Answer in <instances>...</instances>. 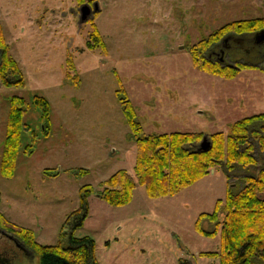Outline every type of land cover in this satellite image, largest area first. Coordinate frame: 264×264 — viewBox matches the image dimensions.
Here are the masks:
<instances>
[{"label": "rangeland", "instance_id": "1", "mask_svg": "<svg viewBox=\"0 0 264 264\" xmlns=\"http://www.w3.org/2000/svg\"><path fill=\"white\" fill-rule=\"evenodd\" d=\"M95 2L99 10L81 22V6ZM256 17H264V0H0L3 34L25 76V85L0 80V163L11 99L27 101L23 149L12 175L0 170V211L33 229L39 243L54 245L63 229L71 231L66 220L81 205V187L91 185L88 216L73 233L94 239L98 264H220L219 256L201 253L220 249L221 232L203 235L196 222L246 172L227 173L216 164L178 193L150 197L135 176L136 136L125 102L140 135L203 132L210 140L228 134L237 120L264 113L258 31L225 33L197 53L199 63L203 57L238 68L233 77L201 69L192 54L225 24ZM92 19L106 49L87 45ZM35 95L49 101L48 122ZM255 154L264 152L256 147ZM119 169L136 187L129 203L114 206L101 191ZM200 223L208 231L215 226L207 218ZM4 244L24 255L15 264H40L14 239L1 236Z\"/></svg>", "mask_w": 264, "mask_h": 264}, {"label": "trees", "instance_id": "2", "mask_svg": "<svg viewBox=\"0 0 264 264\" xmlns=\"http://www.w3.org/2000/svg\"><path fill=\"white\" fill-rule=\"evenodd\" d=\"M90 21L88 47L100 46L106 49V43L95 20ZM261 29H264V17L227 23L215 31L212 41L209 38L201 41L196 47L197 51L192 50L193 60L207 72L233 77L238 68L212 62L203 57L199 63L197 53L206 50L225 33H254ZM238 65L244 67L243 64ZM0 80L6 85H25L24 73L10 52L1 22ZM26 103L22 96L15 95L11 99L0 163L1 172L7 176L13 174L18 154L23 149L22 135L26 128L23 117ZM33 103L42 111L43 122H48V99L43 95H35ZM127 103L125 102L126 113L137 145L134 172L138 183L145 186L150 197L174 195L204 177L216 164L225 166L227 173L236 170L246 172L239 178L240 184H229L226 197L217 201L213 212H203L199 215L196 228L200 233L214 236L218 231L221 232L220 249L204 251L201 254L207 257L219 256L220 264H264V155L255 154L256 147L260 153L264 152V113L237 120L228 134L216 132L208 135L212 146L204 151L199 150V142L205 134L203 132L175 131L140 135L141 127L135 120L134 109ZM28 147L24 150L29 151ZM227 176L230 178V174ZM135 187V178L127 170L119 169L103 182L101 197L111 205L122 206L132 200ZM92 191L91 185L81 187V205L70 213L66 220V223L71 225V231L63 229L57 244L39 243L33 229L10 221L1 211L0 227L13 235L32 255H39L40 264H98L94 255V239L90 236L76 237L73 233L74 229L84 224L88 216V196ZM204 218L214 223L213 230L203 229L200 222Z\"/></svg>", "mask_w": 264, "mask_h": 264}, {"label": "flooded vegetation", "instance_id": "3", "mask_svg": "<svg viewBox=\"0 0 264 264\" xmlns=\"http://www.w3.org/2000/svg\"><path fill=\"white\" fill-rule=\"evenodd\" d=\"M213 50H211L212 53ZM222 58V57H221ZM8 232L0 227V237H7L10 239H14L13 235L12 237L7 234ZM10 234V233H9ZM11 235V234H10ZM20 243V242H19ZM20 248L24 251V254L29 257L30 251L20 243ZM24 256V255H23ZM21 254H19L13 247L9 245H2L0 246V264H15L22 260Z\"/></svg>", "mask_w": 264, "mask_h": 264}, {"label": "water", "instance_id": "4", "mask_svg": "<svg viewBox=\"0 0 264 264\" xmlns=\"http://www.w3.org/2000/svg\"><path fill=\"white\" fill-rule=\"evenodd\" d=\"M93 7L94 8H92V5H90L89 3H84L81 6V9H80V21L81 22L86 21L92 11L99 10L98 2H95ZM257 36L259 37V40H264V29L258 31ZM211 146H212V142L210 140H208L207 136H204V138L202 139V141L199 144V150L206 151V150L210 149ZM7 234L12 237V235H10L9 233H7ZM13 238L20 246V243L17 241V239L15 237H13Z\"/></svg>", "mask_w": 264, "mask_h": 264}]
</instances>
